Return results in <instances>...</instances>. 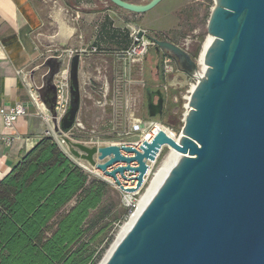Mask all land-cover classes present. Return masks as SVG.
I'll use <instances>...</instances> for the list:
<instances>
[{
	"label": "water",
	"instance_id": "1",
	"mask_svg": "<svg viewBox=\"0 0 264 264\" xmlns=\"http://www.w3.org/2000/svg\"><path fill=\"white\" fill-rule=\"evenodd\" d=\"M107 1L143 15L163 0ZM213 2L207 22L211 42L202 59L206 69L188 100L178 139L159 130L138 149L64 139L73 158L114 180L126 194L144 187L147 163H155L162 148L178 153L103 264H264V0ZM149 39L179 70L167 87L184 90L197 72L194 59L171 41ZM63 59L47 57L36 69L45 70L40 85L33 83L34 73L30 80L54 132L67 135L81 106V58L70 61L69 104L58 121L54 77ZM152 95L146 91L149 112ZM162 103L160 98L149 119L161 116ZM126 174L135 188L119 184L117 176L128 180Z\"/></svg>",
	"mask_w": 264,
	"mask_h": 264
},
{
	"label": "crops",
	"instance_id": "2",
	"mask_svg": "<svg viewBox=\"0 0 264 264\" xmlns=\"http://www.w3.org/2000/svg\"><path fill=\"white\" fill-rule=\"evenodd\" d=\"M61 1L63 4L55 0V4L44 11L37 0H0V107L22 104L26 108V115L18 118L11 128H7L0 118V182L49 130L42 112L31 103L27 81L19 73H28L31 85L30 76L34 73L35 83L38 77L36 69L48 56L47 51L54 48L69 49L72 46L89 48L102 43L109 47L118 46L125 49L130 44L129 42L125 45L123 42L125 34L129 39L128 28L133 27L132 22H125L121 18L123 16L121 12L126 11L117 7L114 10L106 3H102L100 11H94L92 7H96L97 2L80 0L72 5L68 0ZM124 1L138 4V0ZM158 6L160 4L149 11L154 10L155 19L162 11ZM71 19H78V23H73ZM95 29L100 31L99 37L95 35ZM150 35L155 36L151 33ZM86 63L87 59H84L82 69ZM122 63L119 62L122 65L120 71L114 73L112 92L115 94L123 91L118 106L121 111L116 119L124 120L128 112L130 113L129 106L135 102L137 93L143 88L145 91L148 88L146 89L143 80L141 65ZM117 64L115 61L114 65ZM155 77L153 87L157 89L160 74L157 75L155 72ZM108 90V83L98 84L88 90L87 82H81L82 101L78 118L82 116L83 98L92 102L90 117H94L96 121L101 120L102 123L112 118L110 113L116 107V99H106ZM95 108L98 109L97 113L100 111L101 114H95ZM7 137L11 139L9 143L5 141Z\"/></svg>",
	"mask_w": 264,
	"mask_h": 264
},
{
	"label": "trees",
	"instance_id": "3",
	"mask_svg": "<svg viewBox=\"0 0 264 264\" xmlns=\"http://www.w3.org/2000/svg\"><path fill=\"white\" fill-rule=\"evenodd\" d=\"M113 192L44 136L0 182V264H98L114 237L115 207H103Z\"/></svg>",
	"mask_w": 264,
	"mask_h": 264
},
{
	"label": "rangeland",
	"instance_id": "4",
	"mask_svg": "<svg viewBox=\"0 0 264 264\" xmlns=\"http://www.w3.org/2000/svg\"><path fill=\"white\" fill-rule=\"evenodd\" d=\"M53 1L55 0H37L38 3H40L41 7L44 9V11H47L48 8L52 7ZM60 4H63L61 0H57ZM72 5L76 2H79L80 0H68ZM87 2L95 3L97 2L96 7H92V10L94 11H100V8H102V3H106V5L110 6L112 9H116L115 6H113L110 2L107 0H85ZM107 1V2H106ZM149 0H142L137 1L138 4L146 3ZM101 3V4H99ZM105 5V4H104ZM214 7L213 0H163L160 3V6L158 8L162 11L159 14V17L155 19L153 16L155 12H147L141 16H135L133 14H130L128 12H121L123 16L121 17L122 20L125 22H132L134 29H142L150 32L153 35H156L158 38H166L169 40H172L177 43L185 44V41H188V45L191 44L192 46L196 45L197 41L200 39L201 36H203L202 41L200 42V51L198 54H200L203 43L208 38L207 35V22L209 19V15L211 13V10ZM157 8V9H158ZM191 42V43H190ZM73 48V46H72ZM106 64L103 63L101 58H95L91 62L92 69L89 71V76L84 75L82 77L83 81L91 80L93 82L92 86H97L101 83H108L109 90L106 93V99H116V107L113 108V111L110 113L113 117L109 119L112 124L102 123L101 120H95L94 117H90L91 115V109H93L92 102H90L88 99L83 98V112L82 116H79V122L83 126V131H71L67 135H60L58 133H54L55 138L54 139L59 146V148L67 155L69 156L75 163L83 164L85 166H89L86 162H83L81 160L73 158L70 153L69 149L64 142V139H69L72 143H80L82 145H86L85 143L88 142V138L91 135V131H94L96 136V141L100 145H108V144H116L121 142H136L140 140V134H131L127 135V125L123 124L122 118H117L115 120V123L113 119L119 114L120 108L118 106L120 105V99L123 95V91H119L118 93L112 92V84L114 79V73L120 71L122 65L117 64L114 65V59L113 58H106ZM156 56L153 49L149 50L146 58L144 59L142 63V70H143V80L145 82L146 89H150L151 91H154V85L155 82L153 81L155 77V70L154 65L156 63ZM101 68L102 76H100V79L96 75V72L93 70L94 68ZM116 67V72H115ZM45 73V70H38V77H36L35 85L39 86L41 83V76ZM96 77V79L94 78ZM104 78V79H103ZM99 79V80H97ZM160 84V82H159ZM33 85V83H32ZM87 89H90V86L87 82ZM85 88L83 89L84 92ZM82 94V93H81ZM137 97L135 99V102L130 106V110H135V115L138 117L142 123L145 122H156L163 126L167 132L172 135L175 140L178 139L180 136V132L183 126V119L184 115L187 113V103L186 101L182 100L179 91H171L168 92V95L166 97L167 105L166 111L162 116V120L159 121V118H153L149 119L148 116L145 113V102H144V96H145V89L143 88L141 91L137 93ZM84 96V94H83ZM177 98L175 101L174 99ZM97 100V98H94V100ZM96 109V108H95ZM95 114H101L100 111L97 113L98 109L95 110ZM107 114V112H106ZM123 117V115L121 116ZM51 125V124H50ZM126 126V129H125ZM50 129H52V126H50ZM111 129V130H110ZM115 131V132H114ZM87 146V145H86ZM169 153V149L167 147L162 148L160 154L158 155L155 164L152 166L151 172L149 174V177L144 185V187L140 190V192L132 197L131 201L136 206L141 195L144 193L146 188L148 187V184L151 182V179L153 175L156 173L158 168L161 166L162 162L165 160L166 156ZM112 187V186H111ZM113 194L108 196L103 201V207L106 206H114V214L111 217V229L109 232V235L111 233L114 234L113 240L104 252L102 258L104 257L105 253L110 248L111 244L114 242V239L121 228V226L125 223L126 219H122V222L119 224L118 219L122 216L125 206L123 205V196L122 194L113 188ZM135 210V209H134ZM133 210V211H134ZM129 215V212H128ZM127 215V217H128ZM126 217V218H127ZM118 224V225H116ZM113 225V226H112ZM115 225V226H114ZM117 226V227H116ZM113 228L115 231H113ZM100 259V261L102 260ZM99 261V263H100ZM98 263V264H99Z\"/></svg>",
	"mask_w": 264,
	"mask_h": 264
},
{
	"label": "built area",
	"instance_id": "5",
	"mask_svg": "<svg viewBox=\"0 0 264 264\" xmlns=\"http://www.w3.org/2000/svg\"><path fill=\"white\" fill-rule=\"evenodd\" d=\"M53 2L55 4V1H53ZM71 20L75 24L78 23V19H71ZM128 29H129V40H130L129 46L127 48L117 52L113 58L115 59V61H117L118 64H119V62H123L124 64H129V65H134V66L135 65H142V63H143L144 59L146 58L149 50L153 49L155 46L154 43L149 39V37H154L157 39H162V38L152 36V35H150V33H148L145 30H142V29H134L133 27H129ZM94 32H95V35H97L99 37L100 31L98 29H95ZM139 34H141L140 37H138ZM163 40L170 41L169 39H166V38H163ZM185 42H186L185 44H181V43H177V42L174 44L181 46L183 49H185L189 53V49H190L191 44L188 45V41H185ZM101 49H103L102 43H100V45H98V46H91L89 48H83V47L69 48V49L54 48L52 50L47 51V55H48L47 57H60L61 55H64L63 66L61 67L58 74H56L54 77V84H55V88H56L55 112L57 114V120L58 121L65 115L67 108H68V104H69V65H70L71 59L75 55H79L82 57L84 54L97 53ZM193 59H194V62L197 66V72L192 77L188 78L187 87L184 90L179 91L182 100H184L186 102H188L193 90L195 89V87L197 86L199 81L203 78L204 72H205V69H203L204 66L202 64L200 54H198ZM80 63L82 65V60ZM160 66H161L160 84L158 85L157 89L162 91L164 93L165 97H167L168 92H170V89L167 87V84H166L167 80L171 76L177 74L179 72V70L177 69L175 63L170 58H168L166 56H162ZM19 74L23 75L24 79L27 81V87L29 88V98H30L31 103L36 107V109L39 112L40 111L42 112V114H43L42 116H44L43 120L49 126V130L46 132V136H51L54 139H56L55 135H54L55 132L53 130L50 115L45 109L44 110L41 109L43 107V105L40 102L36 92L34 91L33 85H31L28 81L29 74L28 73H19ZM80 75H81V78L84 76L81 72V69H80ZM82 82H84V81L82 80ZM174 100L176 101L177 98H175ZM81 101H82V94H81ZM102 106L103 105H100V107H102ZM130 106H129V108H130ZM126 109H128V108H126ZM135 113L136 112L134 109L130 110V113L128 112V116L126 117V119H124V120L122 119V121H123V124H128L127 125L128 129H127L126 134L127 135L137 134V133L140 134V140L139 141L121 142V143H116V144L100 145L98 142H95L96 141L95 133H94V131H91V135L88 138V142L85 144L88 147L116 145L119 147H121V146H132L135 149H138L142 141L150 142L157 134L155 132V127L157 125L158 126H161V125L156 123V122H152V121L142 123V121L138 117H136ZM25 115H26V108L22 104H14L12 106H1L0 107V118L2 119L4 125L7 128H11L18 118L23 117ZM78 119L79 118L77 116V120L74 124L73 131L80 132V131H83L84 128ZM115 120H116V117H115V119H113L114 123H115ZM183 121H184V119H183ZM106 123L112 124L111 121H109V120ZM50 126H52V129H50ZM161 127H163V126H161ZM125 129H126V126H125ZM169 137L175 139L172 135H170ZM5 141L7 143H9L11 141V139L9 137H7L5 139ZM157 157H156V159H157ZM76 164L83 171H85L87 174H89L93 177H96L98 179H101L102 181L106 182L107 184H109L110 186H112L113 188L118 190L123 196V202H124L123 205L129 211V215L135 211L134 209H136V206L134 205V203H132L131 199H132V197L136 196L140 191L135 193V194L123 193L120 191L119 185L114 180L106 177L102 172H100V171H98V170H96L90 166H85V165L79 164V163H76ZM154 164L155 163H147V165L149 166V171H148V174L146 175L145 183L149 177L152 166ZM126 177L128 180H125V179L121 178L120 176H117V180H118L119 184L124 186L125 189L135 188L136 182L133 180H129V179H131V176H129L127 174H126Z\"/></svg>",
	"mask_w": 264,
	"mask_h": 264
},
{
	"label": "flooded vegetation",
	"instance_id": "6",
	"mask_svg": "<svg viewBox=\"0 0 264 264\" xmlns=\"http://www.w3.org/2000/svg\"><path fill=\"white\" fill-rule=\"evenodd\" d=\"M121 50H123V49H121L118 46H115V47H113V46L111 47L110 46L109 47L108 45H103V49L99 50L97 53H94V54H84L82 57L80 56V58H81L80 59V62H81V60L83 61L84 59H87V63L84 66V69H82L81 63H79L78 75H79L80 93H81V82H82V78H81V75H80V69H81V72H82L83 75H88L89 76V71H90V69H92V66H93L91 64V62L93 61V59H95V58H101V60L103 61V63L106 64V61H105L106 58H113L114 55L117 52L121 51ZM153 50H154V48H153ZM154 52H155V50H154ZM161 59H162V55H158L156 53V61L157 62L154 65V70H155V72H156L157 75H159L160 72H161V66H160ZM93 70L96 72V75H94V76H97L99 79H100V76L103 77L102 76L103 74L101 72V68H97L96 67ZM115 72H116V67H115ZM94 78L96 79V77H94ZM87 82H88L90 88H93L94 87V86H92V83H91L93 81L88 80ZM147 90L150 93H153L152 97L149 100L150 101V106H151L150 112L148 111V108H147V99H146V91ZM147 90L145 91V96H144V102H145L144 107H145V113H146V115L148 116V114H150V113L151 114H154L155 112L158 111V107L157 106H158V103H159L160 98H162L163 99V103H162V114H161V116H163V114L166 111V107L165 106L167 105L166 97H165L164 93L162 91L158 90V89H154V91H151L150 89H147ZM171 91L172 90H170V92ZM80 108H81V106H80ZM79 112H80V110H79ZM161 116L156 115L155 118L161 117Z\"/></svg>",
	"mask_w": 264,
	"mask_h": 264
},
{
	"label": "bare ground",
	"instance_id": "7",
	"mask_svg": "<svg viewBox=\"0 0 264 264\" xmlns=\"http://www.w3.org/2000/svg\"><path fill=\"white\" fill-rule=\"evenodd\" d=\"M211 42V38L208 37L205 42L203 43L201 52H200V58L201 61L203 59V55L205 53L206 47L207 45ZM203 69H206V67H203ZM42 110H44V108H41ZM187 110H189L187 108ZM159 130H162L163 132H165L168 136H170V134L167 132V130L164 127L161 126H156L155 127V132L157 133ZM169 149V153L166 156V158H164L165 160L162 162L161 166L158 168V170L156 171V173L153 175L151 182L148 184V187L146 188V190L144 191V193L141 195L137 205H136V209L135 211L130 214L126 220L125 223L121 226V228L119 229L114 242L111 244L110 248L108 249V251L105 253L104 257L102 258V260L100 261L99 264H103L104 261L107 259V257L110 255V253L112 252V250L115 248V246L118 244V242L120 241L121 237L123 236V234L125 233V231L127 230V228L129 227L130 223L132 222V220L134 219V217L136 216L137 212L139 211L141 205L143 204V202L146 200V198L148 197V195L150 194V192L152 191V189L154 188V186L156 185V183L158 182V180L161 178V176L165 173V171L169 168L170 164L172 163L174 157L176 156V154H178L177 152L173 151L172 149Z\"/></svg>",
	"mask_w": 264,
	"mask_h": 264
}]
</instances>
